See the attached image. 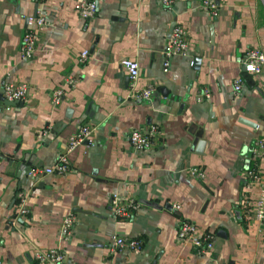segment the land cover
<instances>
[{
  "label": "crops",
  "instance_id": "obj_1",
  "mask_svg": "<svg viewBox=\"0 0 264 264\" xmlns=\"http://www.w3.org/2000/svg\"><path fill=\"white\" fill-rule=\"evenodd\" d=\"M96 1L85 20L72 10L75 0H0V85L28 86L25 101L14 104L0 89V264H51L34 256L49 248L60 250L61 264H264V233L239 210L250 148L264 138V65L257 74L241 65L249 48L264 52V0H215L217 15L203 0L170 7L162 0ZM37 11L45 25L33 56L22 60L23 17ZM173 22L184 27L190 54L165 68ZM81 50L89 55L78 63ZM123 58L138 62L139 87H155L150 101L128 98ZM65 75L76 84L61 88L54 105L51 93ZM239 76L237 95L232 82ZM204 86L211 97L199 102ZM81 124L94 127L91 144L68 152V171L33 187L27 169L52 165ZM151 124L160 128L155 144L133 149L130 133ZM192 167L205 177L191 176ZM27 190V216L8 226L16 194ZM112 194L140 206L117 218ZM68 212L75 223L59 243ZM181 219L214 236L208 255L179 243ZM114 233L139 239L140 249L113 251Z\"/></svg>",
  "mask_w": 264,
  "mask_h": 264
},
{
  "label": "built area",
  "instance_id": "obj_2",
  "mask_svg": "<svg viewBox=\"0 0 264 264\" xmlns=\"http://www.w3.org/2000/svg\"><path fill=\"white\" fill-rule=\"evenodd\" d=\"M174 2L175 0H162V5L170 7ZM203 6L207 10H210L211 14L217 15L218 6L215 0H203ZM97 8L98 3L96 0H75L72 10L77 16L87 20L94 16ZM23 18L25 19L26 25L21 36L18 51L21 59L27 60L33 56L32 54L35 50L38 39L37 36L39 31H41V28L45 25V19L40 11H37L33 15L24 16ZM165 51V59L163 63L165 68L168 67L169 60L172 57L189 56L190 48L187 40V33L181 24L175 23L173 26ZM78 54V63L85 62L89 55L87 50H81ZM241 65L246 72L253 74L260 73L264 65V52L258 47L249 48L241 59ZM120 66L128 74V98L142 102L150 101L153 92L155 91V87H153L152 84L144 87L138 86V80L140 77L138 62L134 59L123 58L120 61ZM76 81L77 80L74 76L65 75L61 87L55 89L51 93V103L54 105L59 103L62 96L61 88L72 87L76 84ZM232 85L235 94H240L243 87L241 76L236 77L233 80ZM27 88L28 86L25 82H4L0 85L2 98L5 101H25L28 93ZM210 97L211 90L207 86L201 88L196 96L197 101L199 102L209 99ZM159 129L160 128L157 124H151L145 132L134 129L129 135V142L132 148L135 150L152 148L156 142L155 139L160 134ZM93 130V126L81 124L76 132L69 137L66 150L57 156L52 165L44 168H29L25 173V178L30 180L34 187L47 175L61 176L70 168V161H68L67 158L68 152L83 142L90 145ZM250 156L252 164L243 173L246 190L242 195L239 210L245 220L252 219L257 223L259 233H264V138L259 137V139L254 142L253 146L250 148ZM188 172L191 176L198 179H203L205 177L203 171L198 167H192ZM251 190H255V197L251 196ZM28 192L29 191L27 190L16 194L17 202L13 213L7 220L8 226H14L19 218L27 216L26 197ZM111 196L110 205L117 218L130 216L140 206L137 199L123 198L117 194H112ZM172 207L174 209H179V206L176 204H173ZM74 223V214L70 212L66 213L57 230V240L59 243L69 239ZM177 230V240L179 243L193 247L198 255H208L214 247V236L209 232L200 231L191 221L181 219ZM140 246L141 241L139 239L127 238L117 233L112 234L109 239V248L113 251L123 250L124 248L129 249L130 251H137L140 249ZM34 256L39 263L48 262L51 264H61L63 259L62 253L57 248H49L46 249V251H37Z\"/></svg>",
  "mask_w": 264,
  "mask_h": 264
},
{
  "label": "water",
  "instance_id": "obj_3",
  "mask_svg": "<svg viewBox=\"0 0 264 264\" xmlns=\"http://www.w3.org/2000/svg\"><path fill=\"white\" fill-rule=\"evenodd\" d=\"M175 25V22H173L172 24H171V26H170V29H169V32H171V30H172V28H173V26ZM170 34V33H169ZM196 61H194V63H195ZM6 103H18L17 101H7ZM20 103V102H19ZM241 121H243V122H245V123H247L248 125H250V126H252V127H254L256 124L255 123H253L252 121H249V120H247V119H245V118H242L241 119Z\"/></svg>",
  "mask_w": 264,
  "mask_h": 264
}]
</instances>
